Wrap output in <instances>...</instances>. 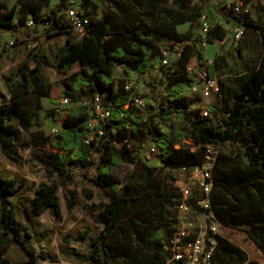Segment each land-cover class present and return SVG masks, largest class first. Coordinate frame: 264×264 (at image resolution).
Listing matches in <instances>:
<instances>
[{"label": "trees", "instance_id": "1", "mask_svg": "<svg viewBox=\"0 0 264 264\" xmlns=\"http://www.w3.org/2000/svg\"><path fill=\"white\" fill-rule=\"evenodd\" d=\"M50 2L16 0L0 20V27L14 35V43L23 42L18 34L22 28H28L27 22L31 19L36 31L42 32L34 40L67 36V45L57 51L60 71L71 70L75 61L82 64L81 70L64 81V96L73 105L66 109L59 132L55 135L34 132L32 142L59 173L71 176L74 169L82 171L81 175L101 188L109 198L108 202L91 207L104 220L99 234L89 238L91 252L88 259L91 263L117 264L118 257L127 252L116 244L115 237L129 233L155 248L151 264H164L162 247L174 224L168 211L174 208L178 199L176 189L169 185L163 174L164 169L201 167L205 163L207 145H221L240 136L243 152L238 163L230 164L226 156L220 154L216 155L211 169L210 209L221 222L223 236L216 237L210 264H264V53L255 66L236 78L237 88L232 101L223 100L219 104L225 117L220 125H214L202 117H188V110L200 100L190 92L193 79L186 69L188 62L203 50L198 33H195L197 22L204 14L200 8L193 11L188 30L179 33L176 25L184 20L167 23L168 18L159 17L153 11L138 13L132 5L142 3V0H120L127 7L119 4L117 9L107 7L100 17H97L100 0H79L69 5L67 0H59L55 8L60 14L52 17L44 10ZM73 5L89 17L78 39L71 37L76 29L66 18L68 8ZM215 11L227 20L229 17L234 19L247 30L264 33V22L252 18L249 13L241 15L226 9L225 5ZM226 33L222 25L212 26L208 43L222 41ZM176 48L177 56L170 65H163V50ZM2 54L0 51V57ZM224 59V55H217L215 63L220 65L218 62ZM32 61L35 65H31ZM46 63L47 58L40 48L33 49L16 73L8 76L12 86L10 103L2 96L0 144L4 154L18 162L22 158L15 141L20 138L21 131L11 121L18 117L26 129L40 125L41 99L50 97L52 89L40 71ZM116 67H121L124 76L167 68L169 74L164 95L167 103L161 105L156 116L168 120L173 115H183L189 128L162 131L155 127L152 118L131 104L130 94L125 89L127 81L120 78L116 85ZM96 94H100L106 103L108 101L111 112L109 119L96 127L103 129V135L87 143L88 121L94 111L81 102L89 101ZM209 109L216 113L215 105H209ZM152 133H155L152 145L157 148L162 164L159 167L149 166L137 156ZM188 137L199 144L198 149L185 146L184 139ZM177 144L178 148L175 147ZM124 163H134L135 169L118 193L120 180L114 174V167ZM91 171L94 176L89 175ZM21 186L16 178L0 172V264H9L2 256L11 244L4 239L5 233H10L13 241L28 253L29 261L25 264H42L44 258L29 226L16 218L10 196L18 193ZM58 188L57 183H40L35 196L29 199L32 210L27 211L39 215L48 210L60 220ZM84 192L87 197H93L92 190ZM65 200L68 210L80 202L72 190L66 192ZM229 227L240 228L247 234L260 254L259 260L250 258L244 249L230 241L225 234Z\"/></svg>", "mask_w": 264, "mask_h": 264}, {"label": "rangeland", "instance_id": "2", "mask_svg": "<svg viewBox=\"0 0 264 264\" xmlns=\"http://www.w3.org/2000/svg\"><path fill=\"white\" fill-rule=\"evenodd\" d=\"M77 1L79 0H67L66 4L69 5ZM237 1L239 0H142V3L134 4L132 8L141 14L148 10L153 11L159 17L168 18L167 23L175 20H184L183 23L176 25L177 32L184 33L189 28L190 18L195 9L200 8L205 14L209 7L215 11V9H222V6L225 4ZM58 2L59 0H51L50 4L46 5L44 10L47 15H51L52 17L60 14L59 10L55 8ZM15 3L16 0H0V20ZM118 4L123 8L127 5L126 3H121L120 0H100L97 17H100L107 7L117 9ZM250 16L264 22V0H254V2H251ZM199 30L200 19L197 22L195 33H198ZM0 32L1 35H6L3 40H0V45L7 49L12 48L11 41H14V35L7 32V30L1 29V27ZM41 33V31L37 32L35 28H27L18 34L19 38L24 41L23 47L26 50V59L33 49L40 48L41 50L43 47L49 45L51 47L59 43L56 41L54 44L48 45L46 43L47 40H34V37ZM76 34L82 35V32L76 30ZM228 46L230 47L223 52L225 59L218 62L220 65L215 63V75L218 76L219 82L218 94L206 100L208 104L207 108H203L201 105H192L188 110V117L191 119L202 117L214 125L221 124V120L225 115L221 112L219 104L223 100L232 101L233 93L237 88L236 78L245 73L249 68L255 66L257 63L256 60L264 53V33L258 32L256 35H243L237 44L231 43ZM216 49H219V43L214 42L208 45V51L213 52ZM45 52L49 53L48 50ZM47 72L49 73V70ZM168 74L169 71L166 68L162 71L152 70L146 74L134 73L131 76H127L126 79L136 89L138 95L144 99L145 107L142 109L143 113L144 115H148V118H152L155 127L162 131L187 130L189 124L183 115H173L168 120H162L156 116L161 105L167 103L164 100V95ZM53 75L58 77L54 73ZM120 76L123 77V73L121 68H118L116 77L120 78ZM63 97H65L64 93L60 91V94L56 97L55 107L66 111L68 107L60 106ZM209 105H215L216 113L209 109ZM60 121H62V117L55 116L43 122L42 127L46 130L45 133L51 135V128L53 126L59 129ZM40 129L42 131V128ZM150 137V140L139 150L137 156L147 165L159 167L162 165L159 162V156L157 152L151 151L153 142L151 139L155 138V133H152ZM242 142V138L239 136L237 139L228 140L221 145H211V147L216 155L222 154L226 156L230 164H234L238 163V159L243 152ZM184 143L186 147L192 150L199 148V145L190 137L184 139ZM30 144L31 141H28V136L25 135L19 144V154L22 160L17 162L16 165L10 162H7L8 164L2 163L6 171L14 172L21 176L19 180L16 178L21 185V182L25 183L22 191L15 199L17 205L16 218L20 222L27 224L33 232L34 238L38 242V248L44 253L42 264H92L88 259L91 252L89 238L96 237L99 234L104 220L98 211L91 207L108 202V196L101 188L93 184L90 179L84 178L81 175L82 171L74 169L71 176H67L65 173H54L52 169H48L39 161V148L33 144L36 148L35 150ZM175 147L178 148L179 145L177 144ZM134 169V163H124L122 166L114 167V174L120 180L121 188L118 193H121L126 181L132 176ZM89 173V175L94 176L93 171ZM163 174L166 175L169 185L176 189L177 197L179 198L180 191L175 181L181 175L176 169L170 170L168 168L164 169ZM6 177L14 178L13 176ZM43 182L48 184L57 183L59 185L58 195L61 203L60 220H57L48 210L39 215L29 213L32 210L29 199L35 196L34 190ZM68 190L75 191L77 197L80 199V202L71 210H68L65 200ZM85 190H92L94 193L93 197H87L84 192ZM197 195L198 197L200 196L199 193ZM177 215L175 208L169 209L168 217L169 219L170 217L174 219L173 223L177 222ZM225 234L231 242L244 249L250 258L260 259L259 252L242 229L229 227L226 229ZM4 239L8 240L6 236H4ZM115 242L127 252L124 256L120 255L118 257L117 264H151L153 255L155 254V248L149 243H146L142 239L134 238L129 233L115 237ZM2 256L9 260V264H25L29 261L28 253L19 243L9 247Z\"/></svg>", "mask_w": 264, "mask_h": 264}, {"label": "built area", "instance_id": "3", "mask_svg": "<svg viewBox=\"0 0 264 264\" xmlns=\"http://www.w3.org/2000/svg\"><path fill=\"white\" fill-rule=\"evenodd\" d=\"M226 9H232L235 13L246 15L249 6L243 0L225 5ZM67 20L76 30L83 32L84 26L89 22V17L77 5L70 6L66 13ZM28 28H35L33 20L27 22ZM210 24L205 14L200 18V30L198 40L201 49L208 44ZM244 34L242 27L235 30V40L239 41ZM178 49L172 51L163 50V65L168 66L172 59L177 56ZM215 66L213 58L205 57L202 53L193 57L187 64V72L193 79L190 92L199 97L198 105L207 108L206 100L218 94V76L210 71ZM125 89L129 92L131 104L143 109L145 101L130 85L126 83ZM82 105L93 108V116L88 121L85 141L90 143L103 135V129H96L97 125L106 122L110 117L111 108L109 103L100 94L94 95L89 101L81 102ZM60 106H72L67 97H63ZM60 128L53 126L51 135L59 132ZM199 145V144H197ZM152 152H157L155 145L151 146ZM205 163L201 167L180 168L177 172L181 175L175 181L180 191V197L174 204L177 211V222L163 243L164 264H210L211 253L216 243L217 236H223L221 222L210 209V192L212 189L211 169L214 165L216 153L211 145L206 146ZM199 193V197L198 194Z\"/></svg>", "mask_w": 264, "mask_h": 264}, {"label": "crops", "instance_id": "4", "mask_svg": "<svg viewBox=\"0 0 264 264\" xmlns=\"http://www.w3.org/2000/svg\"><path fill=\"white\" fill-rule=\"evenodd\" d=\"M251 2H254V0H250V1L246 2L249 6V15H250ZM225 5H227V4H225ZM207 10L208 11L205 13V15H206L207 20L210 24V28L216 24H220L227 30V33H226V37L222 41L217 42V43H219V49H216L214 51L212 50L213 52H211V51H208V45L210 43H208L206 45V47L202 51V54L205 57L213 58L215 60V57L217 55H223L224 54L223 52L230 47L228 45H230L231 43L237 44L238 41H236L235 37H234L235 30L237 29V27L243 28V31H244L243 35H251V34L256 35V33L252 32L251 30H247L246 27H244L243 25L237 24L234 21V19L229 17V19L227 20L224 17L220 16L218 14V12L214 11L211 7H209ZM26 29L27 28L24 27L21 29V31L26 30ZM7 32H9V31H7ZM0 34H1V32H0ZM5 36L6 35H0V40L1 39L3 40V38ZM71 37L78 39L81 37V35H77L76 32H74V34ZM66 38H67L66 35L52 36V37L47 39L46 43L48 45L54 44L56 41H58L59 43H57L56 45H53L51 47L49 45V46L43 47V49H41V53L47 58V63L43 64L41 66L40 71H41V74L44 76V78L47 80V82L51 83L52 89L50 92V97H43L41 99V104H42L43 108L38 113L39 114L38 119H39L40 125L39 126L34 125L28 129H26L22 126L21 121L18 117L13 118L11 121V123L15 127L19 128L21 131L20 138L15 141L19 151H20V147H19L20 141L23 139V137L25 135L28 136V141H31L30 146L36 150V148L33 146V142H32V133L40 131L41 130L40 128H42L41 132L46 134L45 133L46 130H44L42 127L43 122H45V121H47V120H49L55 116L62 117V121H63V119L66 115L65 110L57 109L58 107H55L56 106L55 104L57 101L56 97H57V95L60 94V91H62V92L64 91V81L68 80L74 72H77V71L82 69V64L79 61L73 62L72 69L69 71L62 72L58 69L57 51L61 48H64L67 45ZM11 44H12V48H8V49L5 47H2L0 45V50L3 53L2 56L0 57V105H2L4 103L2 96H5L7 98V100H8L7 103H10L9 98L11 96L12 86H11V83L8 81V76L16 73L18 67L25 62L26 56H27L26 50L23 47L24 41L19 42V43H14V41L12 40ZM46 50H48L49 53H46L45 52ZM51 55H52V57H51ZM33 63H35V61H32L31 65H33ZM118 68H121V67H116L114 70V76L116 78V85H117V81L120 78H124V79L127 78V76H124V75H123V77L120 76V78L116 77V71ZM47 70H49V73L47 72ZM210 71L213 75H215L216 74V67L215 66L212 67L210 69ZM53 73L55 75H57L58 77H55L53 75ZM56 78H58V79H56ZM126 81H127V79H126ZM56 83H58V85H56ZM62 121H60V127H61ZM46 135H50V134L47 133ZM38 159L42 165L46 166L48 169H52L54 171V173L58 172V170H56L52 166V164L49 162L46 155L41 150L38 151ZM7 162H10L11 164L16 165L18 161L12 160L8 156H6V154H4V152L2 151V146L0 144V172L4 176H13L14 178H17L19 180V178L21 177V176H19V174L14 173V172H8V171H6L5 166L3 167L2 163H7ZM21 183H22V187H21L20 191L16 194L10 196V199L14 204L15 211H16V207H17L16 202H15L16 196L22 191L23 186L25 185V183H23V182H21ZM34 193L36 194V190H34ZM16 214H17V211H16ZM5 236L8 238L7 241H9L11 243L10 247L13 246L14 244H16V242L13 241V237L10 233H5Z\"/></svg>", "mask_w": 264, "mask_h": 264}]
</instances>
